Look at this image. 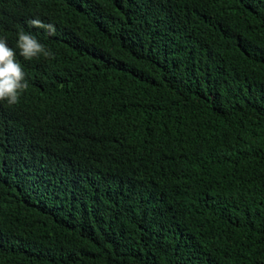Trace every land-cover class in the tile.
Instances as JSON below:
<instances>
[{
	"label": "trees",
	"instance_id": "1",
	"mask_svg": "<svg viewBox=\"0 0 264 264\" xmlns=\"http://www.w3.org/2000/svg\"><path fill=\"white\" fill-rule=\"evenodd\" d=\"M0 38V264H264V0H0Z\"/></svg>",
	"mask_w": 264,
	"mask_h": 264
},
{
	"label": "clouds",
	"instance_id": "2",
	"mask_svg": "<svg viewBox=\"0 0 264 264\" xmlns=\"http://www.w3.org/2000/svg\"><path fill=\"white\" fill-rule=\"evenodd\" d=\"M27 23L30 28L43 29L49 37L56 35V27L52 23H44L39 18L30 19ZM17 36L16 49L25 61L41 56L45 59L55 58L51 49L40 43L30 31L21 29ZM28 88L23 66L17 60V51L8 46L6 39L0 38V102H5L10 107L15 106Z\"/></svg>",
	"mask_w": 264,
	"mask_h": 264
}]
</instances>
